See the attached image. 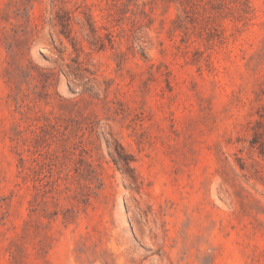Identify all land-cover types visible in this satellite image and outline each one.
Listing matches in <instances>:
<instances>
[{
	"label": "rangeland",
	"instance_id": "rangeland-1",
	"mask_svg": "<svg viewBox=\"0 0 264 264\" xmlns=\"http://www.w3.org/2000/svg\"><path fill=\"white\" fill-rule=\"evenodd\" d=\"M0 264H264V0H0Z\"/></svg>",
	"mask_w": 264,
	"mask_h": 264
}]
</instances>
